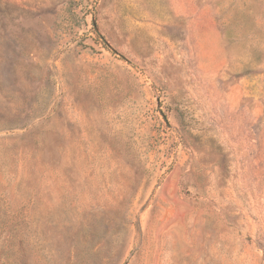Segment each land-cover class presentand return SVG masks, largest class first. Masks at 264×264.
Returning <instances> with one entry per match:
<instances>
[{"label": "rangeland", "instance_id": "obj_1", "mask_svg": "<svg viewBox=\"0 0 264 264\" xmlns=\"http://www.w3.org/2000/svg\"><path fill=\"white\" fill-rule=\"evenodd\" d=\"M0 264H264V0H0Z\"/></svg>", "mask_w": 264, "mask_h": 264}]
</instances>
